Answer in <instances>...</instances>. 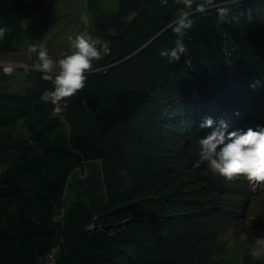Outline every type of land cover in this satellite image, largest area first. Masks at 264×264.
I'll list each match as a JSON object with an SVG mask.
<instances>
[{"label": "trees", "instance_id": "trees-1", "mask_svg": "<svg viewBox=\"0 0 264 264\" xmlns=\"http://www.w3.org/2000/svg\"><path fill=\"white\" fill-rule=\"evenodd\" d=\"M47 1L0 0V27L7 29L0 37V56L13 51L24 22ZM125 1L135 5L132 11L141 15L128 34L136 39L135 43L125 37L118 41L114 62L120 63L130 56L139 58L147 71L144 82L133 87L78 90L71 99L74 123L69 136L61 128V119L52 116L36 97L0 93V129L12 130L22 122L33 141L14 143L9 149L7 145L8 156L1 161L7 169L0 172V264H37L57 245L60 254L56 264H179L172 255L173 237L187 233L186 243L207 242L203 235H196L205 232L201 216L212 205L203 189H196L201 190L198 196L188 194L190 199L182 205L190 211L187 217L172 223L169 221L173 217L168 214L160 218V224L166 222L165 229L155 222L161 216V210L155 208L161 188L152 187L149 189L152 192L147 194L144 185L118 196L97 211L76 201L61 221L55 219L76 166L112 157L95 132L123 136L122 130L137 126V118L144 112L153 119L145 124L150 125L154 145L160 144L162 138L158 129L152 127L157 124L166 129L172 127L169 131L182 137L206 118L214 121L213 127L226 123L227 116L232 119L231 112L239 113L241 108L234 118L238 126L244 125L247 114L242 112L246 105H241L249 88L254 81H260L258 87L264 88V0H250L239 7L234 3L236 0H213L214 6L203 13L195 10V4L202 0H194L193 26L183 37L187 51L173 62L159 53L175 46L177 34L169 24L185 7L183 0H167L166 4L158 3L159 0ZM89 2L96 10L95 0ZM219 7L230 8L224 20L218 16ZM125 9L130 11L127 6ZM232 75L243 89L233 98L234 107V100L226 101L230 91H226L225 98L222 95L223 85ZM197 79L215 82V101L209 95L204 105L194 103L192 94ZM140 170L149 174L151 163ZM211 180L215 185L219 181ZM141 183L144 182H138ZM224 192L221 195L232 197L229 191ZM152 196L156 199L152 200ZM189 220H195L193 229H189L193 226Z\"/></svg>", "mask_w": 264, "mask_h": 264}, {"label": "rangeland", "instance_id": "rangeland-1", "mask_svg": "<svg viewBox=\"0 0 264 264\" xmlns=\"http://www.w3.org/2000/svg\"><path fill=\"white\" fill-rule=\"evenodd\" d=\"M122 1L130 11L125 9ZM248 1L250 0H236L234 3L239 7ZM151 3H155V0H151ZM158 3L162 4L161 0ZM95 4L96 10L89 0H48L42 9L24 22L23 32L18 36L13 51L0 56V93L36 97L52 116L61 119V128L68 136L71 135L74 123L71 113V99L74 95L55 102L42 98L46 90H53L55 72L46 75L35 68L37 57L35 53L29 54L30 46L35 45L37 48L44 46L50 55L55 57L60 53L73 51L70 37L74 39L78 34L99 37L103 42L102 55L99 60L93 61L92 69L86 73L84 87H133L146 80L145 64L139 58L130 56L120 63L114 62L118 41L125 37V40L135 43L136 39L132 34L131 36L128 34L134 28L140 12L132 11L135 5L125 0H95ZM228 9L230 11L229 7ZM121 13L124 16H120ZM109 61L110 63L105 65ZM11 65L15 66V69L9 73L6 68L12 67ZM197 82L198 79L195 80L196 85L192 94L194 103L204 105V99L209 95L215 101V82L213 80ZM235 82L232 75L223 85L225 87L223 97L225 98L226 91L231 93L230 97H226L228 99L226 101L234 100L236 94H241L240 91L243 90ZM235 104L234 100L232 107ZM243 106L245 111L242 114H247L244 119H247L246 123L239 126L236 124L234 115L238 116L241 112V108H238L239 113L231 112L232 119L227 116V131L264 126L263 87H250L247 99L241 107ZM215 109L214 107V114L217 113ZM149 112L152 113V110ZM137 119V126L122 130L123 136L95 132L99 142L108 149L112 157L76 166L68 181L62 208L57 210L55 219L61 221L65 211L76 201H82L86 208L97 211L118 196L144 185L143 188L147 187V194L152 192L149 190L152 187L161 188L159 189L161 196L157 200L158 205L155 206L161 210V216L156 218L155 222L164 225L161 227L165 229L166 222L160 224V218L168 214L173 217L169 221L172 223L187 217L190 211L185 210L182 205L186 203V199H190L188 194L191 192L192 197L196 194L198 196L201 190L196 189H203L207 191L206 197L212 205L208 206L207 214L201 216L205 232L199 233L196 230V233H199L196 235L197 237L203 235L207 242L186 243L184 239L187 233L173 237L174 240L171 242H174L175 247L172 248V255L177 263L256 264L255 261H258L264 264V256L260 258L251 256L252 248L258 246L257 240L264 237V182H252L243 176L229 179L212 172L208 162L201 160L199 145V139L212 129L196 125L190 134L179 137L173 131H169L172 127L168 126L166 129L157 124L152 127L158 129L162 138L159 140L160 144L154 145V141L150 139L152 137L148 129L150 125L145 124L147 120L153 122L152 116L144 112L139 114ZM3 137L4 135L0 134V147L3 145L1 143ZM19 142L33 143L31 134L22 122L12 130L8 129V149ZM198 161L199 164L196 166ZM147 163H151V172L141 173L140 168ZM1 170L0 168V172ZM212 178H218L216 185L213 184ZM223 189L229 191L232 197L221 195L225 193ZM151 199L154 200L156 197L152 196ZM221 199L225 201L221 202ZM192 210L194 211V208ZM189 221L191 224L195 223V220ZM192 225L189 229L194 228V224ZM156 228L154 227V230ZM203 250L206 251L205 254Z\"/></svg>", "mask_w": 264, "mask_h": 264}, {"label": "clouds", "instance_id": "clouds-1", "mask_svg": "<svg viewBox=\"0 0 264 264\" xmlns=\"http://www.w3.org/2000/svg\"><path fill=\"white\" fill-rule=\"evenodd\" d=\"M166 4L167 0H161ZM185 7L179 11L177 19L169 24L171 30L177 34L175 46L161 49L160 56L166 57L169 62L178 61L187 48L183 37L187 30L193 26L192 9L194 0H183ZM213 5V0H202L195 4V10L206 12ZM229 13L226 7L218 8V16L224 20ZM6 28L0 27V37ZM73 51L60 53L53 57L44 46L37 48L32 45L28 48L29 54L35 53L37 60L35 68L45 73L55 72L54 88L43 93L44 100L53 102L64 97L74 95L85 86L86 73L92 69L93 61L101 58L103 42L99 37L93 38L87 34H78L69 38ZM99 45V47H98ZM260 85L254 81L252 87ZM214 121L206 118L201 127L211 128L212 131L199 139L201 160L208 162L213 173L231 179L234 176H243L252 182H264V126L258 125L247 130L227 131V124L221 122L213 127ZM199 161L197 162L198 166ZM257 247L252 248L251 256L260 258L264 256V237L257 240Z\"/></svg>", "mask_w": 264, "mask_h": 264}, {"label": "built area", "instance_id": "built-area-1", "mask_svg": "<svg viewBox=\"0 0 264 264\" xmlns=\"http://www.w3.org/2000/svg\"><path fill=\"white\" fill-rule=\"evenodd\" d=\"M60 254V247L59 245L54 246L48 254L41 257L37 264H56L58 260V256Z\"/></svg>", "mask_w": 264, "mask_h": 264}, {"label": "crops", "instance_id": "crops-1", "mask_svg": "<svg viewBox=\"0 0 264 264\" xmlns=\"http://www.w3.org/2000/svg\"><path fill=\"white\" fill-rule=\"evenodd\" d=\"M0 134L4 135L3 139L1 140L2 141L1 143H3V145L0 147V163H1V161L2 160L5 161V159L8 156V153H5V147L8 145V141H7L8 140V129H0ZM0 168L2 169L1 171H6V169H7L6 164L5 163H3V164L1 163L0 164Z\"/></svg>", "mask_w": 264, "mask_h": 264}, {"label": "bare ground", "instance_id": "bare-ground-1", "mask_svg": "<svg viewBox=\"0 0 264 264\" xmlns=\"http://www.w3.org/2000/svg\"><path fill=\"white\" fill-rule=\"evenodd\" d=\"M12 66V65H11ZM15 69V66L12 67H8L6 68V71H8L9 73L12 72Z\"/></svg>", "mask_w": 264, "mask_h": 264}]
</instances>
